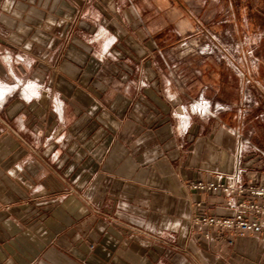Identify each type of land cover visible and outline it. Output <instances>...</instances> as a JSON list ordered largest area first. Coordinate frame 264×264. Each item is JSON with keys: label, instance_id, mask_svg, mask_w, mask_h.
I'll return each mask as SVG.
<instances>
[{"label": "crops", "instance_id": "0c3cea01", "mask_svg": "<svg viewBox=\"0 0 264 264\" xmlns=\"http://www.w3.org/2000/svg\"><path fill=\"white\" fill-rule=\"evenodd\" d=\"M236 2L200 19L254 61L178 59L130 0H0V264H264L263 236L192 223L232 214L193 185L264 152V0ZM200 95L228 109L184 114ZM253 157L243 182L264 175Z\"/></svg>", "mask_w": 264, "mask_h": 264}, {"label": "built area", "instance_id": "2783aa9c", "mask_svg": "<svg viewBox=\"0 0 264 264\" xmlns=\"http://www.w3.org/2000/svg\"><path fill=\"white\" fill-rule=\"evenodd\" d=\"M182 53L198 54L202 57L213 56L217 62L224 57L219 53L223 51L211 46L209 43L201 42L199 39H187L181 43ZM184 114L197 115L208 118L213 114L227 110L228 107L212 103L203 96H198L188 105L181 106ZM241 153L248 156V160L241 161ZM254 154L264 159V152L250 143H246L238 158L234 171L225 179L214 182H201L192 186L193 189L204 194L221 192L226 198V208L232 214L230 216H212L200 213L192 218L195 226L216 230L219 233L228 232L233 236L244 237L247 235H259L264 237V175L261 179L243 182L244 171L254 165ZM264 171V166L261 169ZM257 178V177H256ZM200 207V204H197ZM208 236V234H206Z\"/></svg>", "mask_w": 264, "mask_h": 264}, {"label": "rangeland", "instance_id": "374dc122", "mask_svg": "<svg viewBox=\"0 0 264 264\" xmlns=\"http://www.w3.org/2000/svg\"><path fill=\"white\" fill-rule=\"evenodd\" d=\"M138 14L141 16L142 23L146 28L163 27L164 32L161 37H165L164 42L168 40L173 52L178 59L185 58H203L216 61L215 55L202 57L198 54L182 53L181 43L187 39H199L201 42L209 43L211 46L223 51L219 54L224 57L222 61L228 59H235L238 63L247 61H254L255 54L253 50L252 40L248 36L235 35L229 29L224 28L228 23L222 22L223 19L217 21L204 22L200 19L199 12H201V4L205 0H130ZM214 3L221 0H206ZM228 1V14H239V7L236 0ZM217 8V6H216ZM214 6L208 11L216 9ZM200 21V22H198ZM228 30V31H227ZM172 78L174 85L178 89H183L185 81L182 71L172 66ZM198 98V97H197ZM196 98V99H197ZM195 99V100H196ZM183 105H188L191 103ZM199 117L197 115H192ZM214 116V114H213ZM212 116L208 117L211 118ZM201 118V117H200ZM206 118V119H208ZM251 144V143H250ZM253 145V144H252ZM258 171V169H255Z\"/></svg>", "mask_w": 264, "mask_h": 264}, {"label": "bare ground", "instance_id": "6f19581e", "mask_svg": "<svg viewBox=\"0 0 264 264\" xmlns=\"http://www.w3.org/2000/svg\"><path fill=\"white\" fill-rule=\"evenodd\" d=\"M6 89V88H5ZM3 93V92H2Z\"/></svg>", "mask_w": 264, "mask_h": 264}]
</instances>
